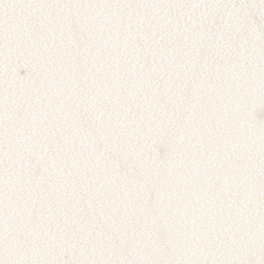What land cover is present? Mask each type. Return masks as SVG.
<instances>
[{"label": "snow or ice", "instance_id": "obj_1", "mask_svg": "<svg viewBox=\"0 0 264 264\" xmlns=\"http://www.w3.org/2000/svg\"><path fill=\"white\" fill-rule=\"evenodd\" d=\"M0 264H264V0H0Z\"/></svg>", "mask_w": 264, "mask_h": 264}]
</instances>
